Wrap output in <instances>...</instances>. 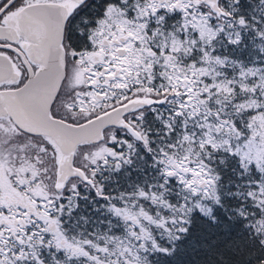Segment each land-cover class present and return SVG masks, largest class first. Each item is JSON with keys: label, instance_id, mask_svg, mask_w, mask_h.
I'll use <instances>...</instances> for the list:
<instances>
[{"label": "snow or ice", "instance_id": "obj_1", "mask_svg": "<svg viewBox=\"0 0 264 264\" xmlns=\"http://www.w3.org/2000/svg\"><path fill=\"white\" fill-rule=\"evenodd\" d=\"M0 264H264V0H0Z\"/></svg>", "mask_w": 264, "mask_h": 264}]
</instances>
